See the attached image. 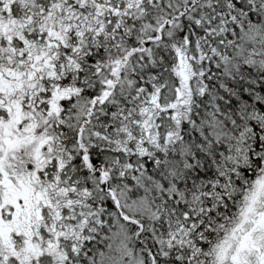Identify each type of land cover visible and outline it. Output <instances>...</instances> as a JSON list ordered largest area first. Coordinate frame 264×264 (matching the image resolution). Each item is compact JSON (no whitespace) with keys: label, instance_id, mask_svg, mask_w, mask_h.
Returning a JSON list of instances; mask_svg holds the SVG:
<instances>
[{"label":"trees","instance_id":"16d2710c","mask_svg":"<svg viewBox=\"0 0 264 264\" xmlns=\"http://www.w3.org/2000/svg\"><path fill=\"white\" fill-rule=\"evenodd\" d=\"M3 81L0 123L9 94L54 117V200L0 264L213 263L264 162V0H0ZM54 206L81 229L56 253Z\"/></svg>","mask_w":264,"mask_h":264},{"label":"rangeland","instance_id":"374dc122","mask_svg":"<svg viewBox=\"0 0 264 264\" xmlns=\"http://www.w3.org/2000/svg\"><path fill=\"white\" fill-rule=\"evenodd\" d=\"M179 65L186 72L189 64L185 58H181ZM187 71L190 73V70L187 69ZM185 78L186 74L183 79L186 80ZM7 85L5 81L0 82V87L3 90ZM10 87L13 90L18 88L16 84ZM15 95L13 94V96ZM7 96L8 106L11 105V108L7 110L4 116L8 115L10 117L7 122L0 123V132L4 133L8 141L2 151V161L0 160V172L6 174V176H0V210L4 205L15 202L14 197L15 194L17 195V192L15 193L13 190L15 187H13L12 178L15 181V186H20L23 190L21 199L26 206L16 212H11L7 209L5 216L10 224L7 223L8 225L6 224L0 227V254L5 253V251L14 254L16 251L19 257L26 259L29 255L39 252V248L36 246L39 247L40 245L38 243L35 244V242H37V238H42L41 235L34 237L33 226L35 227L37 218L36 214L30 216V213L32 214V208L28 198L34 199V195L39 198V195L43 193H48L51 197L53 185L50 182L46 183L44 181L41 170L46 167V162L52 157L50 156V151L54 150L51 147L53 139L48 138V135L42 128L50 130L54 117L50 115L48 118H43V116L38 114L40 111H25L23 109L25 105L19 99H9L11 94ZM176 104L173 106H176ZM29 105L31 106V103ZM55 108L58 109V106L56 105ZM43 114L45 117L47 116V114ZM81 119L82 115L78 117V120ZM31 158L33 160H30ZM4 176L5 178H10V180H6ZM2 180L6 181L2 182ZM60 194L63 198L68 195V192L63 190ZM51 198L54 200V197ZM243 200V204L238 208L237 216L224 234V238H221L213 248L214 261L212 264H233L235 262L233 251L238 238L246 234L251 220L257 216V212L264 204V162H262L259 175L256 176L254 182L251 184L250 190L245 193ZM51 211L52 223H50L51 225L49 227L50 238L46 241V245L50 251L56 253L61 249L60 239L62 237L68 242L77 241V237L81 234V229H78L74 224L68 225L67 221L61 219V210L58 207H52ZM73 218L76 219V216L73 215ZM12 226H15L16 235L12 232H6V229ZM258 239L259 236H257L256 240ZM72 245L75 246V244ZM126 249L125 252L124 245L110 247L109 252L102 254L101 258L108 259V264H130L127 260H124L123 255L125 253L126 257H131V261L134 256H132V252H129L128 247ZM111 253L112 256H108ZM113 256H117L114 263Z\"/></svg>","mask_w":264,"mask_h":264},{"label":"flooded vegetation","instance_id":"af4514ba","mask_svg":"<svg viewBox=\"0 0 264 264\" xmlns=\"http://www.w3.org/2000/svg\"><path fill=\"white\" fill-rule=\"evenodd\" d=\"M8 141L6 140L4 133L0 132V160L2 161V151L5 147V144ZM1 175L6 174L4 172H0ZM4 176V178H5ZM6 180H10V178H5ZM13 179V178H12ZM13 187H15L13 190L17 195L15 194L14 201L12 204H6L3 206V208L0 210V227L3 225H6L9 223V220L6 219L5 213L7 212V209H9L11 212L13 211H20L22 208H24L26 205L21 199L23 193V190L20 186H15V181L12 180ZM6 180H2V182H5ZM31 203L32 208V214L30 213V216H33L36 214L37 223H35V227L39 226V224H42L45 222L44 215H42L43 207L47 204L50 205L52 203V198L49 196L48 193H43L39 195V198H37L34 195V199H29ZM264 204L262 205V208L257 212V216H255L249 225V229L246 231V234L243 236H239L236 247L233 251V257L235 258V262L233 264H264ZM263 209V210H262ZM51 222V221H49ZM10 224V223H9ZM8 225V224H7ZM35 227H33V234L36 235ZM6 232H12L14 235H16L15 232V226L10 227L9 229H6ZM257 236H259V239L256 240Z\"/></svg>","mask_w":264,"mask_h":264}]
</instances>
